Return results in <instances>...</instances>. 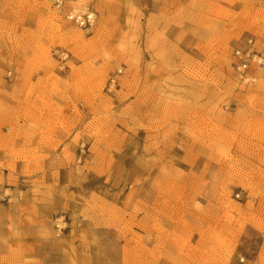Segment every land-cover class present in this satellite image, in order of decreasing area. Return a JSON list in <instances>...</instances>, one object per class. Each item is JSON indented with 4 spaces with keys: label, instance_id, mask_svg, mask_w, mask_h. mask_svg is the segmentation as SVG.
Masks as SVG:
<instances>
[{
    "label": "rangeland",
    "instance_id": "obj_1",
    "mask_svg": "<svg viewBox=\"0 0 264 264\" xmlns=\"http://www.w3.org/2000/svg\"><path fill=\"white\" fill-rule=\"evenodd\" d=\"M90 2L0 0V264H264V0Z\"/></svg>",
    "mask_w": 264,
    "mask_h": 264
},
{
    "label": "built area",
    "instance_id": "obj_2",
    "mask_svg": "<svg viewBox=\"0 0 264 264\" xmlns=\"http://www.w3.org/2000/svg\"><path fill=\"white\" fill-rule=\"evenodd\" d=\"M79 3V5L75 4ZM54 8L62 14L69 23H72L79 28L90 30L97 24V13L95 12L90 0H53ZM237 55L242 59L241 52H237ZM63 59L67 58V55L61 53ZM246 62H243L241 67L246 68ZM115 85V79L111 80L110 86ZM9 194L7 190L3 192L2 198L4 201L8 200Z\"/></svg>",
    "mask_w": 264,
    "mask_h": 264
},
{
    "label": "bare ground",
    "instance_id": "obj_3",
    "mask_svg": "<svg viewBox=\"0 0 264 264\" xmlns=\"http://www.w3.org/2000/svg\"><path fill=\"white\" fill-rule=\"evenodd\" d=\"M92 1V0H91ZM94 2H99V4H102L103 3V0H93ZM75 4H77V5H79V3H75Z\"/></svg>",
    "mask_w": 264,
    "mask_h": 264
}]
</instances>
